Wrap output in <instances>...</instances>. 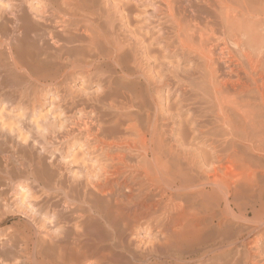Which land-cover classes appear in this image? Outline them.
I'll list each match as a JSON object with an SVG mask.
<instances>
[{
  "label": "bare ground",
  "instance_id": "bare-ground-1",
  "mask_svg": "<svg viewBox=\"0 0 264 264\" xmlns=\"http://www.w3.org/2000/svg\"><path fill=\"white\" fill-rule=\"evenodd\" d=\"M0 65V264H264V0H0Z\"/></svg>",
  "mask_w": 264,
  "mask_h": 264
},
{
  "label": "rangeland",
  "instance_id": "rangeland-1",
  "mask_svg": "<svg viewBox=\"0 0 264 264\" xmlns=\"http://www.w3.org/2000/svg\"><path fill=\"white\" fill-rule=\"evenodd\" d=\"M2 66L0 65V68H1ZM10 80V81H9ZM26 80H27V78H25V81H22L21 82V85L22 86H26L27 84H26ZM8 82H9V84H8V86H4V88L1 90L2 92H4V93H8V96L11 98H14V96H18L17 95V93H16V86H14V85H12L13 84V82H11L12 80L11 79H8L7 80ZM7 82V83H8ZM12 83V84H11ZM23 83V84H22ZM24 84H26V85H24ZM14 86L13 88H12V86ZM20 87V86H19ZM12 88V89H11ZM15 88V89H14ZM6 89V90H5ZM9 89V90H8ZM10 92V94H9V92ZM16 94V95H14V94ZM11 95V96H10ZM13 95V96H12ZM45 108V109H44ZM42 110L45 112V111H47L46 109H48L49 107H44ZM0 109H1V107H0ZM9 111H10V109H8ZM43 111H41V113L43 112ZM12 112H14V113H16L17 114V112H19V110H14V111H12ZM21 112V111H20ZM43 112V113H44ZM42 113V114H43ZM9 114V113H8ZM15 114V115H16ZM19 114V113H18ZM17 114V115H18ZM14 114L12 115L11 114V116H13V118L11 117V116H8L7 115V117H4V119L3 120H5L6 122L8 121V120H10L9 122L10 123H6L7 125H13L12 123H15V122H17V119H16V116H15ZM9 117V118H8ZM11 117V118H10ZM37 118V117H36ZM2 119H1V121H2ZM8 119V120H7ZM13 121V122H12ZM15 121V122H14ZM4 122V121H3ZM3 142V141H2ZM3 145V147H7V144H5V143H3L2 144ZM78 149H79V147L78 148H75V152L76 151H78ZM74 155H72V157H73ZM79 156V155H78ZM75 157V156H74ZM81 158H83V156L80 154V156L79 157H77V158H75V159H81ZM86 162H87V159H86ZM10 212H9V211ZM13 210V211H12ZM14 212V213H13ZM18 214V215H17ZM20 216H22V215H20V213L19 212H16V210L15 209H7V211H5V212H3V215L1 216V219H2V217H3V220L0 222V229L1 228H8V227H13V226H16V225H18L19 223H21V222H24V221H26L25 219H22V218H24V217H20ZM202 219H200L199 217H197V216H194V215H190V216H188V217H186V218H184L183 220H181V222H183L184 223V225H185V231H186V236L190 239L191 238V241H197V239H198V237H199V235H200V227H199V225L201 224L202 225ZM201 222V223H200ZM229 222H230V225H232V227H234V229L235 230H237L238 228H240V227H243V226H246L247 224L244 222V220L242 221V220H239V219H236V218H232V219H230L229 220ZM199 229V230H198ZM143 236H146V238H147V236H148V232L146 231V230H140V233H139V235L137 234V237H135V236H133V235H131V236H129V237H126V243H129V245H131L132 247H134V246H136V245H141V243L139 242V238H142ZM139 237V238H138ZM143 240H145V237H143L142 238ZM114 253H116L115 255H116V257H118V258H121L122 260V262L123 263H126L127 261H129V256L127 255V254H123L122 255V252L121 251H119L118 249H116V250H114ZM12 256L11 255H9V258H11ZM196 259V258H195ZM194 261V262H193ZM30 264H33V263H30ZM127 264H140L139 262H134V261H132V262H130V263H127ZM185 264H188V262L187 263H185ZM189 264H195V260L194 259H192L191 261H189Z\"/></svg>",
  "mask_w": 264,
  "mask_h": 264
}]
</instances>
